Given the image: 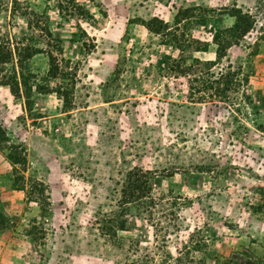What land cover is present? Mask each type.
Listing matches in <instances>:
<instances>
[{"label": "rangeland", "instance_id": "rangeland-1", "mask_svg": "<svg viewBox=\"0 0 264 264\" xmlns=\"http://www.w3.org/2000/svg\"><path fill=\"white\" fill-rule=\"evenodd\" d=\"M0 59V264H264V0H0Z\"/></svg>", "mask_w": 264, "mask_h": 264}, {"label": "trees", "instance_id": "trees-1", "mask_svg": "<svg viewBox=\"0 0 264 264\" xmlns=\"http://www.w3.org/2000/svg\"><path fill=\"white\" fill-rule=\"evenodd\" d=\"M240 14L241 11L239 10L237 14L234 15L236 17L235 24L230 27H226L221 32L226 34L227 44L230 43V41H232L231 43L233 42L236 43L235 40L238 39L237 30L240 29V22L242 21L241 17H239ZM149 23H150L149 24L150 28L154 32L164 35L165 37L172 36V30L174 27L169 25L167 22L154 18L153 21H150ZM177 23L178 22L176 23L174 22L175 25H177ZM173 36L174 37H172V39L176 38L175 35ZM218 36L219 34H217V38ZM173 43L177 44L175 40L173 41ZM221 47H225V46L222 45ZM222 56L223 53L217 51L216 58L214 60L209 59L206 61H202L199 58H195V63L189 65L188 67H190V69L196 70L194 72L195 77L190 80L191 83L195 85L200 83L201 86H203V89L205 90L213 89V93L212 95H210V98H219V100L228 103L231 99L229 93L234 91L236 89V86L238 85L237 73L236 71L231 69L232 68L231 65H228L226 69H224V71L219 72L217 76L212 75L213 72L212 69L219 63ZM171 57H172L171 55L164 54L162 58L166 60V59H171ZM179 66L180 65H176L175 68H179ZM200 67L205 68L206 77H204L203 72L199 70ZM165 69H169L168 66H166ZM194 88H196V86H194ZM0 134L4 135L1 126H0ZM8 157L9 159L12 160L13 159L12 153H9ZM38 184H42V182H38ZM145 184H146V173H144L141 170L129 171L127 175V183L125 186V192L128 193L129 199L138 200L145 197L146 196V195L144 196V192H146ZM41 208H42L41 210L44 212L45 210L44 207ZM6 222H7V217L1 210V206H0V231L6 228ZM116 223L118 229H125V222L123 220L120 221L117 220ZM239 253H240L239 257L236 256L234 258H231L228 263H223V264H259L247 252H239Z\"/></svg>", "mask_w": 264, "mask_h": 264}]
</instances>
